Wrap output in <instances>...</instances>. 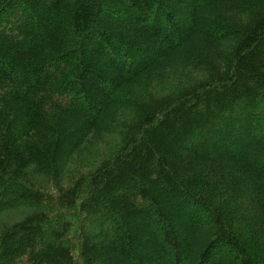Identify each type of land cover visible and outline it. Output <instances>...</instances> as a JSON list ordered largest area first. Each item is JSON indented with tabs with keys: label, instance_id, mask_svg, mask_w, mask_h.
Instances as JSON below:
<instances>
[{
	"label": "trees",
	"instance_id": "obj_1",
	"mask_svg": "<svg viewBox=\"0 0 264 264\" xmlns=\"http://www.w3.org/2000/svg\"><path fill=\"white\" fill-rule=\"evenodd\" d=\"M0 264H264V0H0Z\"/></svg>",
	"mask_w": 264,
	"mask_h": 264
},
{
	"label": "rangeland",
	"instance_id": "obj_2",
	"mask_svg": "<svg viewBox=\"0 0 264 264\" xmlns=\"http://www.w3.org/2000/svg\"><path fill=\"white\" fill-rule=\"evenodd\" d=\"M197 77L196 75L192 78L196 79ZM106 140L107 144L100 142L94 146H88V148H85L84 152L74 157L66 168L65 177L62 181L64 185L70 184V181L76 179L81 173L88 172L89 174L98 166L105 155V151L111 150L112 146H115L116 143V139L112 136L107 137Z\"/></svg>",
	"mask_w": 264,
	"mask_h": 264
}]
</instances>
